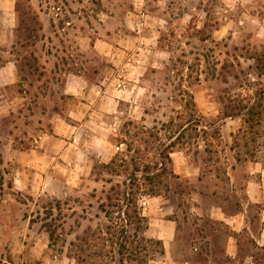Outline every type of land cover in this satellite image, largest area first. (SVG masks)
Instances as JSON below:
<instances>
[{
  "label": "rangeland",
  "instance_id": "374dc122",
  "mask_svg": "<svg viewBox=\"0 0 264 264\" xmlns=\"http://www.w3.org/2000/svg\"><path fill=\"white\" fill-rule=\"evenodd\" d=\"M18 1L0 0V66L5 56L16 60L23 80L45 86L44 104L51 111L66 112L76 105L64 91L67 74L75 73L85 85H95L93 95H82L92 107L88 114L93 118L86 115L77 122L84 125L78 130L83 152L78 162L88 165L91 175L82 177L78 187L53 182L49 193H21L12 185L13 167L2 165L0 156V203L8 202L5 207L19 215L20 225L18 235L6 234L8 245L0 250V264H134L127 258L122 263L118 246L107 241L109 229L119 230L125 224L123 203L117 201L118 207L108 209L111 218L103 212V204L107 207L103 191L111 186L108 180L117 184L127 181L129 174L109 173L105 166L117 156L118 162L136 158L128 147L132 125L137 131L154 129L165 145L178 138L174 152L200 169L198 181L192 175V179L165 177L157 197L165 207H172L170 217L180 228L215 232L217 243V236H223V252L214 245V256L229 264L224 245L231 231L210 219L208 212L221 209L233 214L246 209L255 237L264 227V204L245 207V193L233 192L229 175L236 162L244 167L234 173L242 177L241 189L251 178L261 182V174L251 175L247 166L258 163L264 168V121L252 130L245 116L225 118L236 108L250 107L264 91L259 69L264 64V0H27L42 24L40 40L31 48L38 60L32 68L25 60L30 49L17 44ZM36 92L33 89L38 96ZM36 101L33 96L32 102ZM64 121L61 127L66 126ZM10 125L11 120H5L2 135ZM240 130L247 131L246 137L237 135ZM23 132L24 126L18 145L30 147ZM64 147L61 141L60 149ZM149 157L151 161L156 155ZM184 164L180 161L179 166ZM134 192L137 205L132 209L145 217L140 225L145 235L149 217L144 208L153 196ZM242 234L236 264L258 252L249 231ZM142 245L143 255L147 254L143 264L162 251L155 239ZM83 248L88 251L81 262L78 256Z\"/></svg>",
  "mask_w": 264,
  "mask_h": 264
},
{
  "label": "crops",
  "instance_id": "0c3cea01",
  "mask_svg": "<svg viewBox=\"0 0 264 264\" xmlns=\"http://www.w3.org/2000/svg\"><path fill=\"white\" fill-rule=\"evenodd\" d=\"M11 40V45H13L14 38ZM3 54L12 56L10 51H3ZM6 57L5 62L0 66V127L3 128L7 119L11 120V125L7 134L2 135L0 131V156L2 165L13 167L12 185L14 191L33 195L36 191L49 193L53 182L64 188L80 186L83 181L82 177L87 175L90 177L91 173L88 165L84 166V163L78 162L81 161L78 156L83 154L81 146L78 145L80 142L78 130L82 129L84 125L77 122H83L86 115L93 118L92 113L88 114L92 107L82 100V95L86 92L93 95L95 85H85L81 82L82 78L75 73L67 74L64 91L66 95L72 97L76 105L73 104V109L67 108L66 112L51 111L50 107L44 104L48 96L45 94V86H36L23 80L17 61ZM37 82L42 83L39 80ZM23 87L24 91H21ZM33 89H36L38 96L33 93ZM33 96L37 99L36 102H32ZM65 117H70L76 123L74 125L67 123L64 121ZM23 119L25 120L23 121ZM62 121L65 122V127H61L60 122ZM51 123L55 124L54 127H49ZM22 126H24L25 132L23 134H26L25 137L31 143L27 148L18 145L21 143L19 137ZM61 141L65 143L63 149H60ZM171 157L173 159L172 168L177 176L192 179V175L193 180L198 181L199 172L196 171H200V169L189 166L186 160L180 159L176 152H173ZM180 161L185 164L179 166ZM247 168L251 175L259 172L262 178L261 182H255L251 178L246 182L245 188L241 189L239 182L242 181V177L236 178L234 173L243 171L244 167L235 162L234 166H231L232 172L229 174L233 192L245 193V207L264 204V168H259L258 163L249 165ZM193 180L191 181L195 182ZM164 203L160 197H150L146 200L144 208V215L149 217V225L144 233L147 238L160 241L163 247V253L152 259L149 264H222L214 256V245H220L223 252V236H217L220 240V243H217L213 238L215 232L208 234L206 231L196 228H193L192 231L180 228L177 220L170 217L173 212L172 207H165ZM5 206L3 200V203H0V250L5 249L8 245L6 234L18 235L20 229L19 215L16 216L14 211L9 212ZM158 210H160L159 213H157ZM153 215L155 216L153 217ZM197 215L203 217L202 214ZM207 216L224 223L231 231V234L226 235L224 245V254L228 257L229 264L239 263L240 258L239 241L234 234H240L247 229L257 245L264 247V227L255 237L251 228L248 227L246 209L233 214L215 209L209 211ZM261 216L264 222V210ZM199 231L205 235H201ZM250 259L252 261H249ZM243 264H253L252 257L248 256L244 259Z\"/></svg>",
  "mask_w": 264,
  "mask_h": 264
},
{
  "label": "trees",
  "instance_id": "16d2710c",
  "mask_svg": "<svg viewBox=\"0 0 264 264\" xmlns=\"http://www.w3.org/2000/svg\"><path fill=\"white\" fill-rule=\"evenodd\" d=\"M16 12L19 15V26L17 29V44L21 45L22 48H29L30 53L25 56L27 61V66L32 68L33 62L37 63V57L31 51V48L35 47L40 40V32L42 30V24L39 20L38 14L33 10L29 1L20 0L16 4ZM259 62L262 58L258 59ZM261 74H264V64L259 66ZM236 113L227 115L225 118L234 116H245V123L251 127L252 130L256 126H261L264 121V91L260 92L258 98L249 107L244 106L242 109H235ZM241 114V112H244ZM134 129V134L129 131L131 143L128 144L129 151L136 154V158L130 160L121 159L118 162V156L113 158L111 163L107 164L105 167L109 169V173L116 172H129L127 181L119 182L113 184L112 180H108V184H111L107 191H103L105 196L106 205L103 204V212L107 215V218H111V213L108 209L110 207H118L119 204L116 202H122V213L124 214V223L119 228V230L114 229L111 232L109 229L108 235H110L107 241H110L114 245L118 246V254L121 257V262L124 263L125 258L127 260L133 261L134 264H143L144 259H146L147 254L143 255L146 251L144 242L152 243L153 239L146 238L145 235L141 234L142 227L140 226L144 221L145 217L139 214L137 208L132 209V206L137 205L135 196V189H138V193L143 196H157L159 195V183H163L162 179H167V177L179 178L172 168V157L171 154L174 152V148L177 145V140L171 142L169 145H165L159 134L155 132L154 129H147L145 127L141 128V131L136 130V126L132 125ZM239 134H243L246 137L247 131L240 130ZM259 131H256V135H259ZM236 135V136H237ZM131 145V146H130ZM156 155V158L150 161V155ZM254 152L252 156L255 157ZM148 156V157H147ZM158 158V161H153ZM146 160H149L146 162ZM132 169V170H130ZM118 176H120L118 174ZM145 182H148L147 184ZM158 183V184H157ZM113 184V185H112ZM148 187V188H147ZM132 209V210H131ZM132 211V212H130ZM137 226V227H135ZM140 226V227H139ZM238 238V243L240 246V253L242 251L241 237L242 233L234 234ZM252 241V240H251ZM85 246L88 245L86 240ZM156 244L162 248L160 254L163 253V247L160 241L156 240ZM257 246V244H255ZM87 247V246H86ZM258 252L253 254L251 257L253 259V264H264V247L257 246ZM88 249L83 248L82 256H78V260L81 262L85 261V253ZM152 260V259H150ZM148 262V261H147Z\"/></svg>",
  "mask_w": 264,
  "mask_h": 264
}]
</instances>
